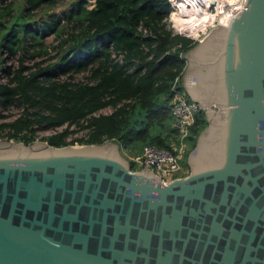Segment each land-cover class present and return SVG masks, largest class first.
<instances>
[{
  "label": "water",
  "instance_id": "obj_1",
  "mask_svg": "<svg viewBox=\"0 0 264 264\" xmlns=\"http://www.w3.org/2000/svg\"><path fill=\"white\" fill-rule=\"evenodd\" d=\"M184 59L206 124L183 175L130 169L110 139L0 140V264H264V0Z\"/></svg>",
  "mask_w": 264,
  "mask_h": 264
},
{
  "label": "trees",
  "instance_id": "obj_2",
  "mask_svg": "<svg viewBox=\"0 0 264 264\" xmlns=\"http://www.w3.org/2000/svg\"><path fill=\"white\" fill-rule=\"evenodd\" d=\"M56 1L23 0L26 11H19L16 17L26 20L21 18L4 26L0 19V48L12 57L18 51L15 66L5 64L0 55V77H4L0 79V137L29 143L35 131L64 124L61 130L45 137L48 144L72 143L73 139L64 138L77 129L83 130V136L75 140L83 143L110 139L118 148L129 151L146 144L168 147V139L175 131L170 83L176 75L180 79L184 54L195 43L186 35L172 32L167 25L164 17L170 9L168 0H92L89 6L87 0H73L61 16L66 25L69 22L70 30L58 42V59L27 65L23 55L29 47L48 34L56 36L62 31L59 15L47 12L44 19L30 25V11L41 5L52 6ZM5 2L0 0V9L8 14ZM172 2L174 13H178H172V18L181 16L174 27L192 35L195 26L200 28L212 19L209 7L216 9L220 4L219 0ZM185 8L190 13L188 19L182 13ZM200 10L203 18H195ZM138 25L145 29L144 33ZM111 51L121 53L120 61L111 56ZM41 52L47 51L40 48L29 55ZM55 65L62 66L65 77H53ZM83 70L88 72L85 79L73 81L71 72ZM178 86L182 88L179 81ZM10 106L20 110L12 116L2 111ZM104 107L109 110L102 112ZM205 124L203 111H197L189 127L186 155Z\"/></svg>",
  "mask_w": 264,
  "mask_h": 264
},
{
  "label": "built area",
  "instance_id": "obj_3",
  "mask_svg": "<svg viewBox=\"0 0 264 264\" xmlns=\"http://www.w3.org/2000/svg\"><path fill=\"white\" fill-rule=\"evenodd\" d=\"M168 2L170 4V9L168 15L164 17V20L166 21L167 25H168V21L170 22V26L174 30L173 32L181 33L173 25V19H172L173 11H171V9L173 10L174 8H172L173 6V4H171L172 0H168ZM242 4H243V0H237L236 4L231 6L233 8L228 18L232 16L242 6ZM209 11L212 15V19L210 22L207 23V26L205 27L204 31H202L199 28L195 36H193L192 34H186L189 35V37L193 41L200 39L205 34V32L210 29V27L217 25V21L219 17L218 14H220L221 12L216 11V9L213 8V6L209 7ZM203 14L204 12L200 10L194 16L195 18L202 19ZM189 16L190 15H187L186 19H188ZM137 28L141 29L143 33L145 32V29L142 28L140 25H138ZM111 56L114 57L115 60L120 61L121 53L111 51ZM178 81H179V76L176 75L173 77L170 83V90L172 92L170 98V113L172 115V125L175 131L173 136L169 137L168 139V147H157L153 144H146L143 145L139 150H134V151H129L127 149L122 148L124 151V155L122 154V156L128 161L130 169H138L142 167L148 168L150 171H152L154 176L158 177L162 182H166L169 179H171L173 177L171 175V172L179 167L178 158L181 156V153L184 148L183 139L187 137V135L189 134V127L194 121L195 113L197 111H204L203 107H201L197 102L189 99L185 95L184 89L178 86ZM63 126L64 124H58L55 126L42 129L41 131L43 132V135H37L36 133L37 131H35V135L32 140L39 139L47 143L45 137L61 130ZM72 127L73 126L71 125L69 126V128ZM75 132H79V133L74 135ZM72 133L73 135L70 136V134ZM82 133L83 130H74L69 134H67L64 139L66 140L73 139L72 143H67V144H72V145L83 144V142H78L77 140H75L76 137L83 136ZM8 139L13 140L11 138Z\"/></svg>",
  "mask_w": 264,
  "mask_h": 264
},
{
  "label": "rangeland",
  "instance_id": "obj_4",
  "mask_svg": "<svg viewBox=\"0 0 264 264\" xmlns=\"http://www.w3.org/2000/svg\"><path fill=\"white\" fill-rule=\"evenodd\" d=\"M72 1L73 0H57L55 2V4H53L52 6L41 5L40 7L31 10L30 13L32 14V17L29 18V20H30L29 24L30 25H34V21L35 20L44 19L45 18V14L47 12H52L57 17L60 16V18H61V16L64 15V13L68 10L70 5L72 4ZM219 1H220V7L225 4L224 0H219ZM4 4L5 5L7 4V6L9 7L8 14L6 13V11L4 13L3 10L0 9V16H1L0 19L4 23V26H8V24L11 23L12 21H15V20L21 21L20 19L24 18V17H21V16L20 17H16V15H17V13L19 11H21L23 13L26 11V8H23L24 7L23 0H6V2ZM90 4H91V0H87L86 6H89ZM171 4H173V2ZM173 6H172V8H174ZM1 7H3V5ZM171 11H173V13H174V9L173 10L171 9ZM182 13L187 14V15L190 14L189 11L186 8H185L184 11L182 10ZM179 18H181V16L173 17L172 18L173 19V23L175 22L176 19H179ZM31 19H33V21ZM23 20H26V18L23 19ZM58 24H59V26H61V29H62V31H60L58 35L55 36V35H53V33L48 34L47 36L42 37L38 42H36L34 47H29L28 48V53H25L23 55V62L25 64L31 65L33 62L37 61V62H39L40 65H43L45 63H53V62H55L58 59V56H59L58 55V42L60 41V38L64 37L65 34L67 33V31L70 30V24L68 22L67 25H66L64 18H61V20H59ZM168 25L171 28L169 21H168ZM198 26L199 25L195 26V28L198 27ZM205 27H206V25L202 24L200 26V29L202 31H204ZM195 28H193V31L195 30ZM171 30H172V32L174 31L172 28H171ZM196 32H195V35H196ZM2 33H3V29L0 30V37H1ZM179 34H182V33H179ZM182 35H186V34L183 33ZM186 36L189 37V35H186ZM33 42H35V40H33ZM40 48L46 49L47 52L45 54L41 52L38 55H36V54H34L32 56L29 55V52H32L33 50H39ZM2 54H3V57L5 58L4 61H3L5 64H13L14 66L16 65V58L18 56V51L12 57L11 55H8L6 53V50L4 48H0V55H2ZM61 68H62L61 65H59V66L55 65L53 67V69H52V72H53V75H54L53 77H55V78H63V77L66 76V73H62ZM87 74H88L87 70L78 71V72H71L72 80L73 81L84 80L85 77L87 76ZM0 79L4 80V77L2 76V77H0ZM179 82L181 84H183L182 83V75L180 76ZM182 89H184L183 86H182ZM185 95L187 97H189L187 92H185ZM19 110H20L19 107L10 106L6 110H2V111L4 113L7 112L9 115L11 114V116H12V115H15ZM108 110H109L108 107H104V108L101 109L102 112H107ZM11 116H8V118H10ZM8 118H6V119H8ZM36 133H37V135H43V132L41 130L37 131ZM78 133L79 132H75L74 135H76ZM72 135H73V133L70 134V136H72ZM2 139H4V138L0 137V140H2ZM37 140H39V139H37ZM183 140H184V148H183V151L181 153V156L178 158L179 167L176 170L171 172V175L173 177L182 175L183 173H185L187 171L186 154H185L184 151H185V148H187L190 145V141L187 139V137H185ZM138 149H139V147H137V148L133 147L132 151L138 150ZM118 152H119L120 155H122V154L124 155V151L120 147L118 149Z\"/></svg>",
  "mask_w": 264,
  "mask_h": 264
},
{
  "label": "bare ground",
  "instance_id": "obj_5",
  "mask_svg": "<svg viewBox=\"0 0 264 264\" xmlns=\"http://www.w3.org/2000/svg\"><path fill=\"white\" fill-rule=\"evenodd\" d=\"M236 1L237 0H224V5L220 7V4L218 3V6L216 8V11H220L221 13L218 14L219 17L221 18H224V19H227L228 16L231 14V11H232V8L231 7L232 5L236 4ZM211 21V20H210ZM208 21V22H210ZM207 22V23H208ZM207 23H205V25L207 26ZM216 26V25H215ZM214 27V26H213ZM195 28V27H194ZM211 28V27H210ZM177 29V28H176ZM199 29V27H196L195 30H194V33H193V36H195V32ZM178 30V29H177ZM179 31V30H178Z\"/></svg>",
  "mask_w": 264,
  "mask_h": 264
},
{
  "label": "flooded vegetation",
  "instance_id": "obj_6",
  "mask_svg": "<svg viewBox=\"0 0 264 264\" xmlns=\"http://www.w3.org/2000/svg\"><path fill=\"white\" fill-rule=\"evenodd\" d=\"M206 33V32H205Z\"/></svg>",
  "mask_w": 264,
  "mask_h": 264
}]
</instances>
